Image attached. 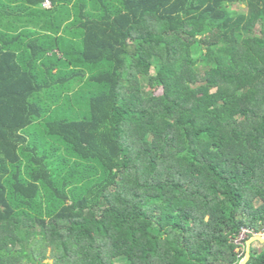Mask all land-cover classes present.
Wrapping results in <instances>:
<instances>
[{
    "label": "trees",
    "instance_id": "1",
    "mask_svg": "<svg viewBox=\"0 0 264 264\" xmlns=\"http://www.w3.org/2000/svg\"><path fill=\"white\" fill-rule=\"evenodd\" d=\"M258 234L264 0H0V264H238Z\"/></svg>",
    "mask_w": 264,
    "mask_h": 264
},
{
    "label": "rangeland",
    "instance_id": "2",
    "mask_svg": "<svg viewBox=\"0 0 264 264\" xmlns=\"http://www.w3.org/2000/svg\"><path fill=\"white\" fill-rule=\"evenodd\" d=\"M197 57L198 58H201V55H199ZM143 89H144V93L145 94L148 95V94L151 93V89H150V87L147 84H145V86H144ZM39 132L41 134H43L42 136H43V139H44L43 129L42 130H39ZM245 234H246V232H244V230H243L242 233L240 234V236L237 239V243L242 242L243 240L246 239L245 238ZM258 236L262 238V237H264V234H258V235H255L254 237H258ZM247 241H249V239L244 242V245H245L244 246V251H245V253L247 251V245H246ZM252 247L255 248V249H264V242L255 241V242L252 243ZM48 261L51 263V260H48ZM116 263L117 264H126V261H124L123 259H116Z\"/></svg>",
    "mask_w": 264,
    "mask_h": 264
},
{
    "label": "water",
    "instance_id": "3",
    "mask_svg": "<svg viewBox=\"0 0 264 264\" xmlns=\"http://www.w3.org/2000/svg\"><path fill=\"white\" fill-rule=\"evenodd\" d=\"M255 241H259V242H264V237H252L249 239V241H247L246 245H247V251L245 253V256L239 261L238 264H245L247 262V260L249 259L250 257V247H251V244Z\"/></svg>",
    "mask_w": 264,
    "mask_h": 264
},
{
    "label": "built area",
    "instance_id": "4",
    "mask_svg": "<svg viewBox=\"0 0 264 264\" xmlns=\"http://www.w3.org/2000/svg\"><path fill=\"white\" fill-rule=\"evenodd\" d=\"M44 8H50V5H49V3H48V2H45V3H44ZM244 232H246V233H247V231H244Z\"/></svg>",
    "mask_w": 264,
    "mask_h": 264
}]
</instances>
